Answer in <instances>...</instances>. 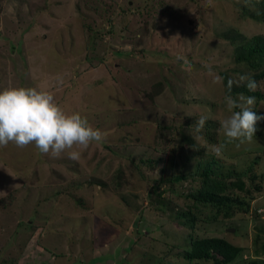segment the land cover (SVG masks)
I'll list each match as a JSON object with an SVG mask.
<instances>
[{
  "label": "rangeland",
  "instance_id": "obj_1",
  "mask_svg": "<svg viewBox=\"0 0 264 264\" xmlns=\"http://www.w3.org/2000/svg\"><path fill=\"white\" fill-rule=\"evenodd\" d=\"M245 9L257 6L0 0V90L50 91L104 136L74 148L79 160L34 145L0 147V264H210L182 256L191 238L206 236L242 247L229 264H264L253 255L264 240V121L251 142L213 151L230 114L224 80L251 73L220 33L264 36V14L255 20ZM256 90L254 111L264 115V81ZM211 160L223 178L260 189L252 188L247 211L234 207L230 217L193 208L190 228L180 214L192 204L198 167Z\"/></svg>",
  "mask_w": 264,
  "mask_h": 264
},
{
  "label": "clouds",
  "instance_id": "obj_2",
  "mask_svg": "<svg viewBox=\"0 0 264 264\" xmlns=\"http://www.w3.org/2000/svg\"><path fill=\"white\" fill-rule=\"evenodd\" d=\"M223 77L215 76L213 83H221ZM245 84L249 91L258 87L252 74L240 75L238 81L229 79V94L224 97L230 113L220 121V131L225 142L213 147L219 156L228 143L251 142L257 132V124L264 121V115L254 111L255 96L238 97L231 95L233 84ZM204 117L196 122V130H202ZM104 139L100 129L91 125L80 112H66L55 100L50 91L37 87H8L0 90V147L9 143L19 148L34 145L41 153L59 158L67 151L72 160H79L80 151L74 148H87L92 142Z\"/></svg>",
  "mask_w": 264,
  "mask_h": 264
},
{
  "label": "trees",
  "instance_id": "obj_3",
  "mask_svg": "<svg viewBox=\"0 0 264 264\" xmlns=\"http://www.w3.org/2000/svg\"><path fill=\"white\" fill-rule=\"evenodd\" d=\"M252 1L257 9H245L243 15L255 20L261 19L264 14V0ZM220 36L234 44L235 61L245 65L251 71L250 74L257 84L260 80L264 81V36L254 35L248 38L233 27L222 30ZM224 84L226 95H228V80L225 79ZM241 93L246 96L260 97L257 90L249 91L245 84L234 83L230 94L235 96ZM213 165L214 160H211L198 167V186L190 193L192 204L180 214L186 216V220H182L180 223L187 227L193 228L196 223L193 208L210 207L215 211L214 218L219 212H222L225 217H230L234 207L244 212L247 211L249 202L254 198L252 188L260 189L259 186L254 187L249 182H245L243 177L237 176L234 180L223 178L215 171ZM235 192L236 194L233 196ZM241 251V246L235 245L223 237H193L190 245L183 250L182 256L188 263L229 264L239 256ZM253 255L257 260L260 257L264 258V240L254 249Z\"/></svg>",
  "mask_w": 264,
  "mask_h": 264
}]
</instances>
